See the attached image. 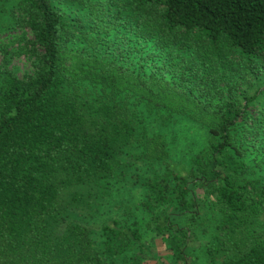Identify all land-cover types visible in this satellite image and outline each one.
Returning a JSON list of instances; mask_svg holds the SVG:
<instances>
[{"label":"trees","instance_id":"16d2710c","mask_svg":"<svg viewBox=\"0 0 264 264\" xmlns=\"http://www.w3.org/2000/svg\"><path fill=\"white\" fill-rule=\"evenodd\" d=\"M15 27L0 264H264V0H0Z\"/></svg>","mask_w":264,"mask_h":264},{"label":"rangeland","instance_id":"374dc122","mask_svg":"<svg viewBox=\"0 0 264 264\" xmlns=\"http://www.w3.org/2000/svg\"><path fill=\"white\" fill-rule=\"evenodd\" d=\"M30 37L31 35L27 29L25 33H22L18 27L0 33V43L3 44L5 49H7L10 53V59L7 66L18 75L29 71L31 68V58L27 55L28 50H23V47L20 48V46H23L24 42ZM27 48L28 47H26V49ZM1 53L2 52L0 50V60L2 57ZM120 193L116 194L115 197L120 198L121 200H124L127 197L131 199L137 198L135 190L129 191V193L123 191L121 194ZM197 194H201L200 188H197ZM201 260H203V258H201ZM196 264H199V262L197 261Z\"/></svg>","mask_w":264,"mask_h":264}]
</instances>
